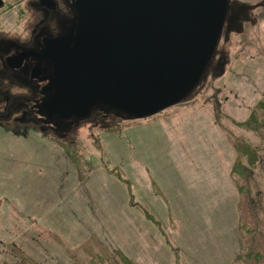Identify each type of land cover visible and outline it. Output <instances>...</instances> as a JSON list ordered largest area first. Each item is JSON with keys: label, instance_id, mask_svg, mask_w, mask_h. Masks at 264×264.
I'll use <instances>...</instances> for the list:
<instances>
[{"label": "rangeland", "instance_id": "374dc122", "mask_svg": "<svg viewBox=\"0 0 264 264\" xmlns=\"http://www.w3.org/2000/svg\"><path fill=\"white\" fill-rule=\"evenodd\" d=\"M2 3L0 33L26 36L28 0ZM229 3L185 102L62 138L1 122L0 264H264V0Z\"/></svg>", "mask_w": 264, "mask_h": 264}, {"label": "water", "instance_id": "95a60500", "mask_svg": "<svg viewBox=\"0 0 264 264\" xmlns=\"http://www.w3.org/2000/svg\"><path fill=\"white\" fill-rule=\"evenodd\" d=\"M227 9L228 0H78L53 51L43 111L136 120L183 102L214 58Z\"/></svg>", "mask_w": 264, "mask_h": 264}, {"label": "flooded vegetation", "instance_id": "af4514ba", "mask_svg": "<svg viewBox=\"0 0 264 264\" xmlns=\"http://www.w3.org/2000/svg\"><path fill=\"white\" fill-rule=\"evenodd\" d=\"M75 1L28 0L33 9L30 10L33 19L28 22V34L0 33L1 125L10 121L18 125H31L43 133H53L62 138L79 123H85L76 118L46 115L41 107L49 97L43 89L49 86L47 78L53 70L51 54L56 49L57 40L65 38L73 28ZM114 116L100 115V111H96L90 119L100 121Z\"/></svg>", "mask_w": 264, "mask_h": 264}, {"label": "trees", "instance_id": "16d2710c", "mask_svg": "<svg viewBox=\"0 0 264 264\" xmlns=\"http://www.w3.org/2000/svg\"><path fill=\"white\" fill-rule=\"evenodd\" d=\"M249 119H252V121L250 120L251 121V127L254 126V128H256V126H257V128H263L264 129V110H262V112H259V114L258 113L257 114H255V113L252 114V118H249ZM244 149L247 150V147H243V150ZM249 153H250V156H253L251 154L250 150H249ZM236 166H239L238 160H236L235 167ZM252 255H253V258L256 259V260H260L261 259L260 258V253L257 254L256 252H254V253L253 252H249L245 256L248 257V258H251Z\"/></svg>", "mask_w": 264, "mask_h": 264}, {"label": "bare ground", "instance_id": "6f19581e", "mask_svg": "<svg viewBox=\"0 0 264 264\" xmlns=\"http://www.w3.org/2000/svg\"><path fill=\"white\" fill-rule=\"evenodd\" d=\"M218 46H219V45H218ZM159 113H160V112H159ZM159 113H158V114H159ZM153 117H154V116H153ZM131 122L134 123V122H137V121H131Z\"/></svg>", "mask_w": 264, "mask_h": 264}]
</instances>
